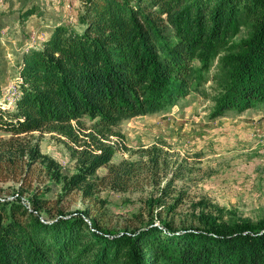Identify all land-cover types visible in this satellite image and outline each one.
<instances>
[{"label":"trees","instance_id":"1","mask_svg":"<svg viewBox=\"0 0 264 264\" xmlns=\"http://www.w3.org/2000/svg\"><path fill=\"white\" fill-rule=\"evenodd\" d=\"M79 1V29L58 25L22 53L13 108L0 106V131L12 135L55 131L80 146L72 125L94 122L88 150L69 148L83 168L67 190L90 187L100 167L108 168L102 181L124 187L129 171L109 166L115 147L106 139L122 121L156 114L194 90L211 52L246 22L251 36L226 59L232 80L215 112L264 102V0ZM43 212L51 214L37 198L28 208L0 202V264H264V228L175 236L150 224L111 235L89 212L50 221Z\"/></svg>","mask_w":264,"mask_h":264},{"label":"rangeland","instance_id":"2","mask_svg":"<svg viewBox=\"0 0 264 264\" xmlns=\"http://www.w3.org/2000/svg\"><path fill=\"white\" fill-rule=\"evenodd\" d=\"M81 12L79 0H0L2 109L13 108L22 53L38 48L58 25L79 29ZM251 33L246 22L212 51L199 85L188 95L113 130L117 135L106 139L115 147L109 166L129 171L124 187L102 181L108 168L100 167L90 187L67 190L83 168L70 146L85 150L88 135L96 136L88 118L72 125L80 146L55 131H0V202L18 200L28 208L37 198L51 211L42 213L46 221L89 212L111 235L150 224H166L175 236L264 228V102L244 112H215L232 80L226 59L248 43ZM42 157L54 167L48 169Z\"/></svg>","mask_w":264,"mask_h":264}]
</instances>
